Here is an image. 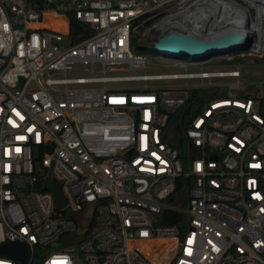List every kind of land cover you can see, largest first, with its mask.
Returning a JSON list of instances; mask_svg holds the SVG:
<instances>
[{
    "label": "built area",
    "instance_id": "obj_1",
    "mask_svg": "<svg viewBox=\"0 0 264 264\" xmlns=\"http://www.w3.org/2000/svg\"><path fill=\"white\" fill-rule=\"evenodd\" d=\"M212 27L251 44L162 74L132 48ZM248 57H264V0H0V244L26 248L0 264H155L142 242L159 239L167 264H264V87L242 79Z\"/></svg>",
    "mask_w": 264,
    "mask_h": 264
},
{
    "label": "water",
    "instance_id": "obj_2",
    "mask_svg": "<svg viewBox=\"0 0 264 264\" xmlns=\"http://www.w3.org/2000/svg\"><path fill=\"white\" fill-rule=\"evenodd\" d=\"M243 36L240 34L229 33L220 38L207 40L193 37L185 33L171 32L160 37L154 44V50L157 53L168 57L184 58L191 56L196 60L207 59L213 55L227 53L235 49L241 44V49L249 48L252 39L245 43H241ZM68 39L64 41L68 44ZM44 189L51 191L56 200V207L62 208L67 198L61 191L60 184L54 179H48L44 183ZM174 215V214H173ZM174 215L170 222H174ZM0 255L10 256L17 260L24 261L26 259V248L24 244L6 241L0 244Z\"/></svg>",
    "mask_w": 264,
    "mask_h": 264
},
{
    "label": "rangeland",
    "instance_id": "obj_3",
    "mask_svg": "<svg viewBox=\"0 0 264 264\" xmlns=\"http://www.w3.org/2000/svg\"><path fill=\"white\" fill-rule=\"evenodd\" d=\"M142 39L140 41L141 45L145 47L149 52L148 56V73L149 74H162V73H170L173 72V66L175 63L179 61L180 58L168 57L163 54L157 53L154 50V44L156 42L155 34L142 35ZM153 39V40H151ZM155 40V41H154ZM241 66L242 71V79L250 84L252 89H259L260 87H264V63L261 61H256L254 58L248 57L238 61ZM167 83H171L170 80H162V81H149L150 86H157L159 84L165 85ZM175 240L172 239V242ZM163 249H166L164 247ZM173 251H169L166 256L165 253H162L161 256H164L159 264H167L169 262L170 257H172Z\"/></svg>",
    "mask_w": 264,
    "mask_h": 264
},
{
    "label": "trees",
    "instance_id": "obj_4",
    "mask_svg": "<svg viewBox=\"0 0 264 264\" xmlns=\"http://www.w3.org/2000/svg\"><path fill=\"white\" fill-rule=\"evenodd\" d=\"M86 28V25L84 23H82L80 20L76 19L75 17H72V22H71V36H72V40H79L82 39L84 37V32L86 33V31H84ZM132 48L134 51L139 52V53H144L147 54L149 51L143 47L140 43V41L138 42L137 39L135 38L132 41ZM261 62L264 63V57L259 60ZM214 90H200L198 91L196 94V98H194V102L192 104L196 105V106H202V104H204L208 99L211 98V96L214 94L213 92ZM181 112V111H180ZM190 115V110H189V106H185L183 109V113L182 114H175L174 117L172 119H170L169 121V131L172 134H177V135H181V132L179 130H177L174 126L175 123L181 119V118H185L186 116ZM174 146L176 148H178L180 155L186 160L187 159V155H186V148L184 146V144L182 142H180V144L177 143H173ZM43 155V153L41 152L39 155V158ZM37 156L34 157L35 160H37ZM187 163V162H186ZM179 184L181 185L182 182L180 181Z\"/></svg>",
    "mask_w": 264,
    "mask_h": 264
},
{
    "label": "bare ground",
    "instance_id": "obj_5",
    "mask_svg": "<svg viewBox=\"0 0 264 264\" xmlns=\"http://www.w3.org/2000/svg\"><path fill=\"white\" fill-rule=\"evenodd\" d=\"M223 32L224 29L218 27H212L206 29L205 31H198V33L196 31H193L192 34L198 35L208 40H213ZM166 245L167 246L170 245V241L165 239H159L153 243L149 241L142 242L143 249H145L147 255L153 259L155 264H159V257H158L159 249L162 250V248H164V246Z\"/></svg>",
    "mask_w": 264,
    "mask_h": 264
}]
</instances>
